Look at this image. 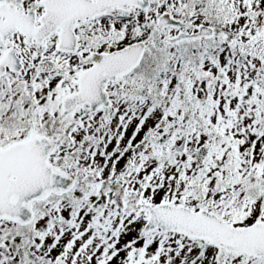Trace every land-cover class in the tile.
Masks as SVG:
<instances>
[{"label": "snow or ice", "instance_id": "1", "mask_svg": "<svg viewBox=\"0 0 264 264\" xmlns=\"http://www.w3.org/2000/svg\"><path fill=\"white\" fill-rule=\"evenodd\" d=\"M0 264H264V0H0Z\"/></svg>", "mask_w": 264, "mask_h": 264}]
</instances>
